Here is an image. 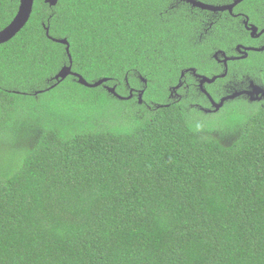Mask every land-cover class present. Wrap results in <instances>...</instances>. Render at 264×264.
<instances>
[{
    "label": "trees",
    "instance_id": "obj_1",
    "mask_svg": "<svg viewBox=\"0 0 264 264\" xmlns=\"http://www.w3.org/2000/svg\"><path fill=\"white\" fill-rule=\"evenodd\" d=\"M167 1L35 0L0 44V264H264V104H229L215 136L168 98L183 68L210 71ZM20 2L0 0V30ZM44 23L75 71L90 54L121 95L146 78L144 102L72 75L47 90L69 57Z\"/></svg>",
    "mask_w": 264,
    "mask_h": 264
},
{
    "label": "flooded vegetation",
    "instance_id": "obj_2",
    "mask_svg": "<svg viewBox=\"0 0 264 264\" xmlns=\"http://www.w3.org/2000/svg\"><path fill=\"white\" fill-rule=\"evenodd\" d=\"M194 1L224 8L216 10L201 8ZM236 1H167L165 12L179 14L182 27H187V30L191 31L190 38L196 39L204 45L205 50H208L201 70L210 71V73L199 71V67L193 65L183 68L179 82L170 88L169 99L185 101L206 115L217 114L235 101L264 104L262 93L251 95L245 92L252 91L255 85L264 89V0H241L234 4ZM190 68H196L198 74L217 78L212 83L206 82L202 88L201 77L192 70H187ZM180 82V87L174 90ZM193 87L198 90L199 100L192 97ZM131 89H134L133 97L136 95L138 99V91L141 89ZM204 89L217 102L235 92L243 93L226 100L220 110L213 111V102Z\"/></svg>",
    "mask_w": 264,
    "mask_h": 264
},
{
    "label": "water",
    "instance_id": "obj_3",
    "mask_svg": "<svg viewBox=\"0 0 264 264\" xmlns=\"http://www.w3.org/2000/svg\"><path fill=\"white\" fill-rule=\"evenodd\" d=\"M239 1H241V0H237L234 4H236ZM45 2L50 4L51 6H55V5H57L58 0H45ZM34 3H35V0H21L19 10H18L16 16L14 17V19L5 28L0 30V44L6 43V42L10 41L11 39H13L27 25V23L29 22V20L32 16V13H33ZM194 3L198 7H201V8L203 7V8L213 9V10H216L218 8H220V9L224 8V7H218V6L203 4V3L197 2V1H194ZM44 27L46 29V33H47L49 38H51L53 41H56V42H59V43L66 45V52H67L68 57H69V64H64L60 68V70L55 75H53L51 77V81L53 83L50 85V87L47 90L56 87L58 84H60L62 81H64L65 79H67L69 76L72 75L78 79L79 83H81L82 85H85L87 87L95 88V87H99L101 85H105V87L109 93H112L114 96H116L117 98H119L121 100L130 99L133 97V90L134 89H131L130 95H121L117 91V85L111 86V85L106 84V82L109 81L108 77H100L96 81L89 82L81 74H79L78 72H75L73 70V55L71 53V45H70V42L68 41V39L67 38H54L53 36L50 35V27L47 26L46 24H44ZM255 50H258V49H255ZM187 70L188 71L192 70L196 75L201 77L200 84H201L202 88H204V85L206 84V82L212 83L217 78V76L210 78L209 76L198 74L196 68H190ZM141 80L145 84H147L146 78L141 76ZM180 85H181V82L179 85L174 87V90H177L180 87ZM204 90L206 91L207 95L210 97V99L213 102V106H214V108L212 109L213 111L220 110L221 107L224 105L226 100L236 98L237 96H239L240 94L243 93V92H239V91L235 92L234 94H231L229 96L222 98V100L220 102H217L212 98V96L209 94V92L206 89H204ZM145 91H146V88H143V89L138 91L139 103L144 102ZM245 92H249L251 95H254V94L258 95V94L262 93L264 96V89L260 88L257 85L254 86V89L252 91H245ZM172 94H173V91H172ZM253 98L257 99L258 97H253ZM158 106L162 107L165 105L160 104Z\"/></svg>",
    "mask_w": 264,
    "mask_h": 264
},
{
    "label": "rangeland",
    "instance_id": "obj_4",
    "mask_svg": "<svg viewBox=\"0 0 264 264\" xmlns=\"http://www.w3.org/2000/svg\"><path fill=\"white\" fill-rule=\"evenodd\" d=\"M178 26H183L182 24L180 23H176ZM48 26V25H47ZM182 28H185L187 30V27H182ZM80 51H88L86 50L83 46H80ZM199 63V61H198ZM96 62H94L92 60V57H90V54L88 53H85L84 55H82V68H84V71H82L81 73L78 72V71H75L74 70V61H73V70L75 72H78L79 74H81L85 79H87L89 82H93V81H96L98 80L100 77H110V73L107 72L106 70L100 68V67H96ZM202 62L200 63V67L202 66ZM198 67V66H197ZM128 74V73H126ZM107 75V76H106ZM88 76V77H87ZM128 76V75H127ZM126 76V79H128V77ZM143 77V76H142ZM111 78V77H110ZM109 78V80H110ZM140 79H141V76H140ZM66 80V79H65ZM63 82V81H62ZM61 82V83H62ZM77 82L79 83L78 79H77ZM108 82V81H107ZM106 82V83H107ZM143 82V81H142ZM60 83V84H61ZM144 83V82H143ZM147 83H148V80H147ZM58 84V85H60ZM81 84V83H79ZM57 85V86H58ZM82 85V84H81ZM109 85V84H108ZM126 85H128L126 83ZM145 85V87H141L140 89H143V88H146L147 87V84H143ZM85 86V85H83ZM102 86V85H101ZM113 86V85H111ZM87 87V86H86ZM105 87V86H104ZM55 88V87H54ZM106 88V87H105ZM72 90V88H69ZM146 92V91H145ZM145 95V94H144ZM51 98V96L46 99V100H49ZM76 103H79V101H77ZM122 104H119L118 107H121ZM229 109L230 107H226L224 108L223 110H221V112L217 113V114H213V115H206L204 114L203 115V118L205 120V122H209V123H212V121H215L214 123H212L213 127H209V132L212 134V135H215V136H220L222 135L223 131H222V126L217 124L218 123V120H220L221 118L223 117H226L228 112H229ZM53 110L55 111H58V112H70V113H73V114H79V113H82L84 112V110L82 109V107L80 105H73L72 108H68V107H65L63 106V102H60L58 104H55L54 107H53Z\"/></svg>",
    "mask_w": 264,
    "mask_h": 264
},
{
    "label": "clouds",
    "instance_id": "obj_5",
    "mask_svg": "<svg viewBox=\"0 0 264 264\" xmlns=\"http://www.w3.org/2000/svg\"><path fill=\"white\" fill-rule=\"evenodd\" d=\"M50 5V4H49ZM51 6V5H50ZM56 6V5H55ZM45 24V23H44ZM43 24V25H44ZM46 25H48L49 27H50V25L49 24H46ZM46 30V29H45ZM47 34V33H46ZM51 35V34H50ZM48 36V35H47ZM52 36V35H51ZM54 37V36H53ZM54 38H59V37H54ZM51 39V38H50ZM56 42V41H55ZM59 43V42H58ZM62 44V43H61ZM65 45V44H64ZM60 70V69H59ZM107 84V83H106ZM167 105H169V104H167Z\"/></svg>",
    "mask_w": 264,
    "mask_h": 264
}]
</instances>
